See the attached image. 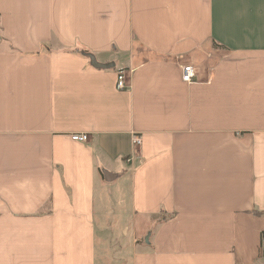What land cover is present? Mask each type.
I'll return each mask as SVG.
<instances>
[{"label": "crops", "instance_id": "crops-1", "mask_svg": "<svg viewBox=\"0 0 264 264\" xmlns=\"http://www.w3.org/2000/svg\"><path fill=\"white\" fill-rule=\"evenodd\" d=\"M0 38V264H102L123 212L132 264H264V0H0Z\"/></svg>", "mask_w": 264, "mask_h": 264}, {"label": "rangeland", "instance_id": "rangeland-1", "mask_svg": "<svg viewBox=\"0 0 264 264\" xmlns=\"http://www.w3.org/2000/svg\"><path fill=\"white\" fill-rule=\"evenodd\" d=\"M122 194V205L124 208H126L124 209V211L128 212V210H130V197L129 190L126 186ZM119 195L114 196V201L118 202ZM114 204L116 205V202ZM115 217H117L118 219L115 220L114 223L110 222V225L115 229L113 231V237L108 239L107 244H102L99 246L100 261L102 264H132L133 254L136 248L135 240L132 237V230H127L120 227L122 224L128 221L129 213L128 216L126 212H123L121 214L117 213ZM144 232H146L145 228L137 226V237H139L138 241H140V244H143L144 240H147L145 238L147 237L145 236L147 234H145Z\"/></svg>", "mask_w": 264, "mask_h": 264}, {"label": "built area", "instance_id": "built-area-1", "mask_svg": "<svg viewBox=\"0 0 264 264\" xmlns=\"http://www.w3.org/2000/svg\"><path fill=\"white\" fill-rule=\"evenodd\" d=\"M1 42V38H0ZM197 77V70L194 66H185L182 71V80L185 83H192ZM129 88V75L125 69H121L117 74V89L124 91ZM74 141L87 143L89 141L88 134H74L72 136ZM133 143L139 147L141 145V139L138 136L134 137Z\"/></svg>", "mask_w": 264, "mask_h": 264}, {"label": "water", "instance_id": "water-1", "mask_svg": "<svg viewBox=\"0 0 264 264\" xmlns=\"http://www.w3.org/2000/svg\"><path fill=\"white\" fill-rule=\"evenodd\" d=\"M113 66H114V65H108V66H105V67H106V68H110V67H113ZM106 176H109V174H108V175H106ZM107 181H108V182H110V181H111V179L107 177Z\"/></svg>", "mask_w": 264, "mask_h": 264}]
</instances>
